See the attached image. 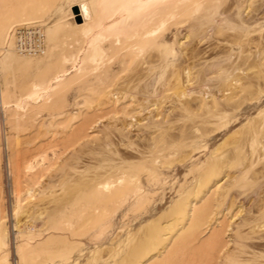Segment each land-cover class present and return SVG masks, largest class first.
Here are the masks:
<instances>
[{"label": "rangeland", "instance_id": "1", "mask_svg": "<svg viewBox=\"0 0 264 264\" xmlns=\"http://www.w3.org/2000/svg\"><path fill=\"white\" fill-rule=\"evenodd\" d=\"M0 264H264V0H0Z\"/></svg>", "mask_w": 264, "mask_h": 264}, {"label": "built area", "instance_id": "2", "mask_svg": "<svg viewBox=\"0 0 264 264\" xmlns=\"http://www.w3.org/2000/svg\"><path fill=\"white\" fill-rule=\"evenodd\" d=\"M10 34L15 40L17 50L25 55H43L46 49L44 28L36 24L14 27Z\"/></svg>", "mask_w": 264, "mask_h": 264}, {"label": "bare ground", "instance_id": "3", "mask_svg": "<svg viewBox=\"0 0 264 264\" xmlns=\"http://www.w3.org/2000/svg\"><path fill=\"white\" fill-rule=\"evenodd\" d=\"M17 48V47H16ZM19 52V51H18ZM22 54V53H21Z\"/></svg>", "mask_w": 264, "mask_h": 264}]
</instances>
